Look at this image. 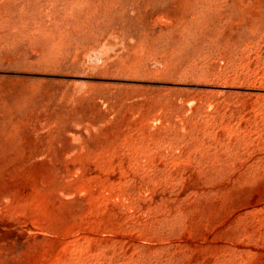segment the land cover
Listing matches in <instances>:
<instances>
[{"label":"rangeland","instance_id":"rangeland-1","mask_svg":"<svg viewBox=\"0 0 264 264\" xmlns=\"http://www.w3.org/2000/svg\"><path fill=\"white\" fill-rule=\"evenodd\" d=\"M263 8L0 0V264H264Z\"/></svg>","mask_w":264,"mask_h":264},{"label":"bare ground","instance_id":"bare-ground-1","mask_svg":"<svg viewBox=\"0 0 264 264\" xmlns=\"http://www.w3.org/2000/svg\"><path fill=\"white\" fill-rule=\"evenodd\" d=\"M240 2H241V1H240ZM249 4H250V3H249ZM242 7H243V6H242ZM254 8H255V6H254ZM243 9H248V8H247V6H246V8H242V10H243ZM263 9H264V8H263ZM263 9H262V10H263ZM251 11H252V10H251ZM255 12H257V11H255ZM254 14H255V13H254ZM254 14H252V15L254 16ZM249 17H250V16H249ZM249 17H248V18H249ZM247 22H248V21H247ZM247 22H246V23H247ZM242 24H243V22H242ZM239 25H241V24H239ZM248 25H249V22H248ZM253 25H254V24H253Z\"/></svg>","mask_w":264,"mask_h":264}]
</instances>
